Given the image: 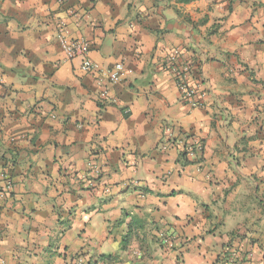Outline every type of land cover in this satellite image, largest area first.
<instances>
[{
	"label": "crops",
	"instance_id": "obj_1",
	"mask_svg": "<svg viewBox=\"0 0 264 264\" xmlns=\"http://www.w3.org/2000/svg\"><path fill=\"white\" fill-rule=\"evenodd\" d=\"M7 180L0 264H264V0H0Z\"/></svg>",
	"mask_w": 264,
	"mask_h": 264
},
{
	"label": "built area",
	"instance_id": "obj_2",
	"mask_svg": "<svg viewBox=\"0 0 264 264\" xmlns=\"http://www.w3.org/2000/svg\"><path fill=\"white\" fill-rule=\"evenodd\" d=\"M58 40L60 46L65 53L68 59H75L77 57H82V69L85 71H90L94 68L93 62L88 57V53L90 51V43L88 41L82 39H72L70 38L64 29L59 32ZM177 53L175 51L171 53V55L167 59V63L170 65L172 72L174 73L179 86L185 90L188 104L191 107H197L201 103L195 96V89L188 86V78L191 72V64L189 62H180L177 60ZM133 68L127 66L124 62L117 63L113 68L108 71L109 80L112 82H116L120 79L127 77L133 73ZM189 152H193V150L189 149ZM13 183L9 180L4 184V186H0V195L4 193V189L10 190L12 188ZM162 243L168 247H174V240L164 234L161 235ZM139 254V252H137ZM233 260H237L238 254L235 253L231 257ZM77 264H83L82 259L78 260Z\"/></svg>",
	"mask_w": 264,
	"mask_h": 264
},
{
	"label": "trees",
	"instance_id": "obj_3",
	"mask_svg": "<svg viewBox=\"0 0 264 264\" xmlns=\"http://www.w3.org/2000/svg\"><path fill=\"white\" fill-rule=\"evenodd\" d=\"M192 1H194V0H179V2H182V3H190V2H192ZM181 155H182V158L187 162V156H188V151H183L182 153H181ZM127 239V237H125V240ZM106 260H111L112 259V257L111 256H108V257H106L105 258Z\"/></svg>",
	"mask_w": 264,
	"mask_h": 264
}]
</instances>
